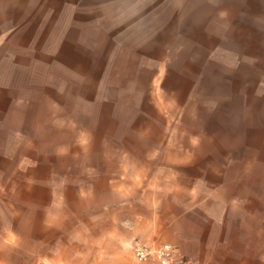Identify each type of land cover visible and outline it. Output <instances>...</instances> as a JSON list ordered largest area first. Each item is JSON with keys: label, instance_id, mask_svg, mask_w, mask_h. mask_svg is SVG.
I'll use <instances>...</instances> for the list:
<instances>
[{"label": "rangeland", "instance_id": "rangeland-1", "mask_svg": "<svg viewBox=\"0 0 264 264\" xmlns=\"http://www.w3.org/2000/svg\"><path fill=\"white\" fill-rule=\"evenodd\" d=\"M105 181L153 240L264 236V0H0V203L84 218Z\"/></svg>", "mask_w": 264, "mask_h": 264}, {"label": "crops", "instance_id": "crops-1", "mask_svg": "<svg viewBox=\"0 0 264 264\" xmlns=\"http://www.w3.org/2000/svg\"><path fill=\"white\" fill-rule=\"evenodd\" d=\"M103 185L92 188L96 196L92 205H79L86 212L84 218L52 217L64 204L46 205L45 211L44 197L22 204L19 215L14 203L1 202L0 264H138L133 256L135 243L154 242L173 245L186 264H264V236L258 241L251 222L229 235L203 233L190 224L184 232L177 229L163 241H156L151 234L147 236L143 216L135 222L97 217L98 211H153L159 204L151 199L154 193L137 187L129 188V195L127 187L111 181Z\"/></svg>", "mask_w": 264, "mask_h": 264}, {"label": "built area", "instance_id": "built-area-1", "mask_svg": "<svg viewBox=\"0 0 264 264\" xmlns=\"http://www.w3.org/2000/svg\"><path fill=\"white\" fill-rule=\"evenodd\" d=\"M133 256L138 264H186L177 249L166 242L135 243Z\"/></svg>", "mask_w": 264, "mask_h": 264}]
</instances>
